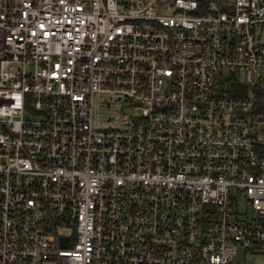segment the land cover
I'll list each match as a JSON object with an SVG mask.
<instances>
[{
    "label": "built area",
    "instance_id": "obj_1",
    "mask_svg": "<svg viewBox=\"0 0 264 264\" xmlns=\"http://www.w3.org/2000/svg\"><path fill=\"white\" fill-rule=\"evenodd\" d=\"M239 247L264 254V0H0V264Z\"/></svg>",
    "mask_w": 264,
    "mask_h": 264
},
{
    "label": "rangeland",
    "instance_id": "obj_2",
    "mask_svg": "<svg viewBox=\"0 0 264 264\" xmlns=\"http://www.w3.org/2000/svg\"><path fill=\"white\" fill-rule=\"evenodd\" d=\"M119 107L122 108L123 105L121 103L115 104V108ZM112 108L108 111V114H111ZM105 118V116H103ZM241 207H244L241 205ZM234 263H239V264H264V254H245L244 250L239 247L237 255H235L233 259Z\"/></svg>",
    "mask_w": 264,
    "mask_h": 264
}]
</instances>
